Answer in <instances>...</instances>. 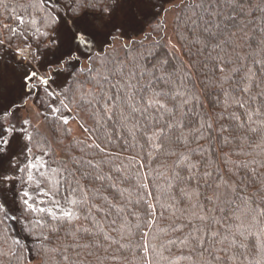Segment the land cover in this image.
Instances as JSON below:
<instances>
[{"label": "trees", "instance_id": "obj_1", "mask_svg": "<svg viewBox=\"0 0 264 264\" xmlns=\"http://www.w3.org/2000/svg\"><path fill=\"white\" fill-rule=\"evenodd\" d=\"M124 1L0 0L33 77L0 264H264V0L170 2L53 80L61 17Z\"/></svg>", "mask_w": 264, "mask_h": 264}, {"label": "rangeland", "instance_id": "obj_2", "mask_svg": "<svg viewBox=\"0 0 264 264\" xmlns=\"http://www.w3.org/2000/svg\"><path fill=\"white\" fill-rule=\"evenodd\" d=\"M177 1L180 0H165L164 3L163 0H125L114 6L108 16L93 13L62 16L55 34L58 56H52V64L46 67H50V77L56 80L62 75L60 70L63 67L69 69L84 64L91 51L103 48L111 32H116L124 40L141 37L156 20L154 11L160 9L163 13L165 6ZM168 15L167 12V19ZM24 70L11 60L6 61L5 56L0 60V120L6 115L12 117V128L3 126L0 121V199L12 209H15L17 193L15 176L28 155L21 122L33 109L29 102H22L33 90L27 86L33 82V77ZM70 126L72 134L81 136L76 123ZM3 128L8 132H3Z\"/></svg>", "mask_w": 264, "mask_h": 264}]
</instances>
